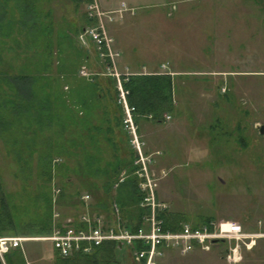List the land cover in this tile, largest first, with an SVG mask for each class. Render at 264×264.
I'll return each instance as SVG.
<instances>
[{
	"label": "rangeland",
	"instance_id": "rangeland-1",
	"mask_svg": "<svg viewBox=\"0 0 264 264\" xmlns=\"http://www.w3.org/2000/svg\"><path fill=\"white\" fill-rule=\"evenodd\" d=\"M91 1L30 0L25 6L0 0V236L24 238L0 264L19 254L25 264H53L48 237L88 209L104 222L106 214L134 218L137 196L127 175L132 165L140 167V154L141 170L132 171L138 183L148 174L157 201L182 224L235 221L246 232H264V133L253 126L264 125V0H143L136 8L124 0H95L100 11L121 9V19L106 25L112 48L115 40L149 69L170 59L191 71L175 76L176 103L173 98L152 119L129 103L123 83L134 70L118 63L115 49L113 71L127 90L138 148L124 129L117 78L84 32ZM196 7L209 8L206 19L189 13ZM243 7L255 9L238 14ZM193 20L200 26L191 27ZM30 99L37 102L31 106ZM104 181H111L107 194ZM235 243L220 240L187 253L167 249L154 262L264 264V237L250 249L240 243L238 260L230 262ZM117 257L137 264L126 249Z\"/></svg>",
	"mask_w": 264,
	"mask_h": 264
},
{
	"label": "built area",
	"instance_id": "built-area-1",
	"mask_svg": "<svg viewBox=\"0 0 264 264\" xmlns=\"http://www.w3.org/2000/svg\"><path fill=\"white\" fill-rule=\"evenodd\" d=\"M98 7L95 0L88 4V18L92 23L84 28V32L96 46L98 54L107 62V69H111L110 74L115 75L117 78L116 90L118 91V97L122 101L126 113L124 129L130 134L132 144H135V148H138L137 127L133 121L131 109L126 102L127 90L121 85L119 79L120 73L113 71L114 61L118 57V52L112 48L111 43L113 40L107 35L106 31L107 23L121 19V14H119L121 9L100 11ZM124 7L125 4L122 3L121 8L123 9ZM125 74L130 75V73ZM165 117L169 119L170 115H165ZM139 156L141 157V162L139 159L137 160V163L140 164V167L137 168L138 171L141 170V164L143 165V155L140 154ZM144 171L146 174V169ZM141 172L138 173L142 176ZM139 186L146 193L141 201V205L148 206L150 212L141 216V224L136 230L131 231L124 224H121L120 216L113 217L114 221L112 224L117 227V231H115L114 226L104 222V219H101L102 217L99 215L90 217L86 214V216L83 215L79 220L82 224L81 228L67 224L62 226V229H56L48 237L52 242L53 248L61 256H67L77 251L89 252L92 244L98 245L102 241L116 240L121 245H128L131 248L130 253H132L134 261L140 262L142 258H145L144 264H155V258L164 250L172 249L181 253H187L192 250L208 249L210 244L228 239L236 242L229 253L230 262H235L239 257L240 243L247 249H250L257 238L264 237V232H246L241 224L235 221L227 223L224 227L218 226L214 221L210 220L208 223H203L197 227L183 223L180 229H165L160 213L165 212L167 207L165 204L157 201L153 187L148 179V174L146 178L139 182ZM88 197L87 194L82 196L83 200ZM114 208L118 211L116 204H114ZM23 239L22 237L16 236H0L1 259H3V255L10 249L19 247ZM137 241L144 248H135L134 243Z\"/></svg>",
	"mask_w": 264,
	"mask_h": 264
},
{
	"label": "trees",
	"instance_id": "trees-1",
	"mask_svg": "<svg viewBox=\"0 0 264 264\" xmlns=\"http://www.w3.org/2000/svg\"><path fill=\"white\" fill-rule=\"evenodd\" d=\"M29 3L30 0H21V4H24L25 6H28ZM87 19L89 18L88 17L86 18L87 25H89L91 23V20L90 19L87 20ZM123 84L125 88L129 89V96H128L129 103L133 105L136 111L143 116L150 115V118L152 119L160 118L161 114L166 111L167 107L168 108L171 107V103L173 99L172 79L167 74L132 75L129 81H126ZM38 101L40 102L39 99ZM36 102H37L36 99H30L29 105L32 106ZM50 109L48 112H50L51 114L52 110L50 111ZM68 118L69 121H73L71 120V116L68 115ZM138 167L139 165H132L130 167L131 171L127 175V176L130 175L129 178H131L132 181L131 193L132 195L136 194L137 196L135 200L136 214L134 218L128 219L127 217H124V214L122 213L121 216H123L124 218H120L121 224H124V226L129 228L131 231L136 230L140 226L141 216L150 212L148 206L140 205L146 193L140 188L139 183L137 181V176L134 175L132 172L137 170ZM110 183L111 181L109 182L104 181L103 183V186L105 188L103 190H105L106 194L108 192L107 190L110 186ZM77 194H78L77 196L80 197L79 193ZM81 201L85 203V200L81 199ZM102 203L101 205H103ZM114 203L120 209V203L117 201H114ZM89 205L90 207H92L91 204ZM102 210H107L110 212L106 204H105V208ZM88 212L87 215L92 217L94 211H92V209L91 210L88 209ZM94 214L99 215L101 213H94ZM160 217H162L163 219V227L165 229L177 230L180 229L183 225L182 220H180L179 217L173 216L170 213H167V211L160 213ZM105 218H107L106 221L107 224H112L114 221L113 216L110 214H106ZM78 220H80V218ZM209 221L210 220H203L200 224H195L192 226L197 227L199 225H202L203 223H208ZM74 226L76 228H81L82 224L80 223V221H77L75 222ZM57 227L60 229L63 228L62 226H57ZM44 229L47 231L50 230L49 220H47L46 227ZM114 229L115 231H117V227L114 226ZM134 247L138 249L144 248V246L139 241L134 243ZM19 248L20 247L10 249L8 252L5 253V255L14 254L19 250ZM121 249H126L127 253L129 254L131 248L128 245H124V244L119 245L118 241L116 240L102 241L98 245L92 244V248L89 252L77 251L67 256H61L58 253V251L55 248H53V251L55 253L53 264H125V262L129 261V257L126 261L121 260L117 257V253ZM144 262H145V258H142L140 262L135 261L134 263L144 264ZM10 264H25V261L23 260L22 256L19 254L16 255V257L13 258V260H10Z\"/></svg>",
	"mask_w": 264,
	"mask_h": 264
},
{
	"label": "crops",
	"instance_id": "crops-1",
	"mask_svg": "<svg viewBox=\"0 0 264 264\" xmlns=\"http://www.w3.org/2000/svg\"><path fill=\"white\" fill-rule=\"evenodd\" d=\"M124 1L126 3H128V5L134 6L133 8H136V6H135L136 4H142V3H144L143 0H124ZM107 2L108 1H106L105 3H107ZM254 9H255L254 7L252 9H249V8H246V7L239 8L238 9V12H239L238 14L245 13L244 10H247V12L249 14L250 13V10H254ZM188 10H189V13L190 14L200 13L201 14V17H202V18L201 17L199 18L200 21H202V19H206L205 15H207L208 13H210L209 8L207 9V8H199V7H196V8H190ZM257 12L259 13V10L258 9H257ZM134 14H132V16H134ZM173 14L174 13L171 12V16ZM168 15H170V12L168 13ZM132 16H129V17H132ZM194 20L196 21V19H194ZM194 20H193V23H194ZM199 26H200L199 24H195V23L194 24H191V27H194V28H197ZM108 30H109V33H112V30H111L110 27H108ZM114 46H115V49H117V51L121 54L120 55L121 56V59L119 58L118 63H121V61H125L124 66H126V67L134 70L133 71V75L169 74L171 76V79H172V95H173V98H174V102L176 103V98H175V96H176L175 93L176 92L174 90L175 87H176L175 86V81H176L175 80V76H177V75L180 76L181 73H186V72H191V71H187V70L185 71L182 68H176V66L172 63V61L170 59L168 61H166V62H161L159 64V66H155L156 69H155V67H153L152 69H149L148 66H147V64H145L146 62H144L143 60L138 61V60L134 59V57L129 53V51L127 49L125 50V48H123L119 44H116L115 43V40H114ZM129 55H131L132 57H130ZM135 61H136V63H135ZM134 63L137 64V66H135V68H133L134 67ZM138 63H140V66H139ZM196 73H202L201 75L208 76V77H215V78L216 77H218V78L220 77L221 78V76H223L222 74H225L224 72H218V71L217 72H215V71H209L210 74L207 71H199V72H196ZM214 74H216V75H214ZM221 84L223 85V82ZM219 89L220 88H216V92L219 91ZM203 91L206 93V92H210L212 90L211 89H207V87H205V89ZM218 122L219 121H216L215 123H218ZM236 122L238 124L235 125V127L242 126V124L240 125L241 122H239V121H236ZM208 125L210 126V124H208ZM260 125L261 124L259 122L254 121V125L253 126L255 128L259 129V126ZM210 129H211V127H210ZM210 129H208V131H210Z\"/></svg>",
	"mask_w": 264,
	"mask_h": 264
},
{
	"label": "water",
	"instance_id": "water-1",
	"mask_svg": "<svg viewBox=\"0 0 264 264\" xmlns=\"http://www.w3.org/2000/svg\"><path fill=\"white\" fill-rule=\"evenodd\" d=\"M259 131L261 132V133H264V125H260L259 126ZM120 244V243H119Z\"/></svg>",
	"mask_w": 264,
	"mask_h": 264
}]
</instances>
